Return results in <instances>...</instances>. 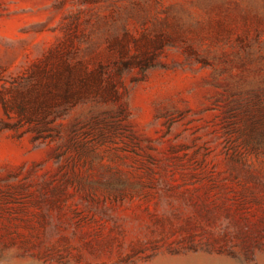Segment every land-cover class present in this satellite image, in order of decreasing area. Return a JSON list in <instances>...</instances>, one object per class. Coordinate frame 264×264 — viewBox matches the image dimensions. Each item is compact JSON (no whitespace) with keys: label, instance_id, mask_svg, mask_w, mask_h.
I'll return each instance as SVG.
<instances>
[{"label":"rangeland","instance_id":"obj_1","mask_svg":"<svg viewBox=\"0 0 264 264\" xmlns=\"http://www.w3.org/2000/svg\"><path fill=\"white\" fill-rule=\"evenodd\" d=\"M0 264H264V0H0Z\"/></svg>","mask_w":264,"mask_h":264}]
</instances>
